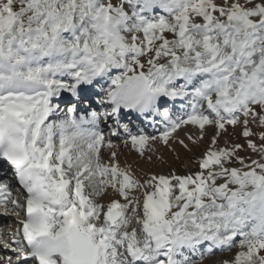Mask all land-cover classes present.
Wrapping results in <instances>:
<instances>
[{
	"label": "snow or ice",
	"instance_id": "1",
	"mask_svg": "<svg viewBox=\"0 0 264 264\" xmlns=\"http://www.w3.org/2000/svg\"><path fill=\"white\" fill-rule=\"evenodd\" d=\"M155 9L166 15H146ZM104 82L111 116L165 125L159 137L125 127L140 155L182 126L197 129L193 146L212 128L199 171L141 183L102 163L96 112L48 122L57 98L74 113ZM226 125L242 127L246 146H219ZM0 159L25 193L26 247L13 250L26 264H191L188 253L237 239L232 264H264V0H0ZM108 189L120 199L105 207L93 197ZM10 195L0 187V203Z\"/></svg>",
	"mask_w": 264,
	"mask_h": 264
},
{
	"label": "rangeland",
	"instance_id": "2",
	"mask_svg": "<svg viewBox=\"0 0 264 264\" xmlns=\"http://www.w3.org/2000/svg\"><path fill=\"white\" fill-rule=\"evenodd\" d=\"M115 3V0H113ZM129 14H131V10L129 9ZM150 15V17H158L160 15H166L160 9H155ZM143 62V61H142ZM113 75H119V72H114ZM108 84V85H107ZM110 86V82H104L103 88L104 90ZM98 86H96L97 88ZM99 89V91H98ZM93 89L92 93L90 94H101L100 88ZM103 90V89H102ZM94 95V94H93ZM106 95L104 92L103 96ZM107 96V95H106ZM58 104V103H57ZM173 110L178 111V103L173 108ZM59 111H57L58 113ZM182 116L184 113L181 114ZM138 116L137 113L134 115H129L128 117H135ZM180 116V115H179ZM137 125H135L136 127ZM152 128V127H151ZM150 128V129H151ZM250 128L259 133L260 129L255 125H250ZM227 131L225 133L219 134V146L224 147L227 146L231 148L232 144L239 143L242 145L247 144V141L242 136V127L236 126L233 128L232 126L226 125ZM164 130L158 128L156 131H149L146 132L147 136H156L159 137ZM214 130L210 127H206V133L202 142L198 141L196 146H193L191 142L187 139L189 135H192L195 139L197 137V129L191 125L182 126L176 133L173 134V137L170 138L169 145H164L162 141L159 140H150L148 145L144 149V154L140 155L139 152L133 148L131 145V139L126 142H116L115 140H110L105 142L104 148L101 150L102 156L101 161L105 165H112L117 164L121 170L129 172L136 180H139L141 183L143 181L152 176V175H169L170 173H175L177 175H188L190 173H195L199 171L198 162L201 159L202 155L205 153V150L209 147L211 139L213 138ZM184 140L185 144L188 145V148L192 149L189 151L188 149L184 148L180 145L177 141ZM254 142L257 143L259 147V140L258 137L252 138ZM58 142V137H57ZM111 143L112 147H108V143ZM115 152L116 156L113 160L111 158V153ZM241 155L246 158V162H250L247 160V157H251L253 159H260L258 153H253L251 149H242ZM239 167V165H234ZM136 196H139L142 200V193L137 192L133 193ZM95 198V196L93 197ZM99 198V199H98ZM101 204L104 203L105 207L108 203L111 202L112 199H120L117 194L108 189L105 193H102L97 200H101ZM123 203V200H121ZM12 210V208L10 207ZM21 212V211H20ZM14 214H16L14 212ZM26 215V213H25ZM25 215H18L21 216L20 218H14V220L10 221L11 224L17 225L20 228V222L25 220ZM8 228V226H4ZM138 227V226H137ZM11 230V228H8ZM4 235H9V233H4ZM239 239L236 241V246L231 249H224L218 252L215 251V254H210L207 252V247L203 248L204 245L201 247L203 250L195 253H188L189 259L191 264H224L225 261L228 264H232L236 254L239 251H243L244 249L239 248ZM206 246V245H205ZM264 255V252L261 253Z\"/></svg>",
	"mask_w": 264,
	"mask_h": 264
},
{
	"label": "bare ground",
	"instance_id": "3",
	"mask_svg": "<svg viewBox=\"0 0 264 264\" xmlns=\"http://www.w3.org/2000/svg\"><path fill=\"white\" fill-rule=\"evenodd\" d=\"M108 85V84H107ZM98 87L97 88H95L96 90L98 89V88H100V90H101V93H103L104 94V92L106 93V95H107V89L106 90H104V88H103V90L101 89V87H100V85H97ZM98 91H99V89H98ZM92 93V92H91ZM88 94V93H87ZM102 94V95H103ZM94 95H96V96H100L99 94H94ZM102 95H101V97H102ZM58 102H62L63 103V106H65V104H64V102L63 101H59V100H56V103H58ZM58 104H60V103H58ZM101 103L99 104V105H97V108L98 107H101ZM77 108V111H76V115H74L77 119H79L80 117H88V115H86V113L84 112V110L82 109V107L81 106H77L76 107ZM178 111H176V110H173L172 109V111H173V115H174V117H176V116H181V114L182 113H184L183 112V110L181 109V107H180V103H178ZM59 111V110H58ZM56 113L57 112H55L54 113V115H56ZM59 113V112H58ZM57 113V114H58ZM52 116V115H51ZM112 117H116V116H112ZM137 117H139V116H135V117H127L128 118V122H130V127L132 128V129H135L136 130V128L137 127H135V125H137V126H139L141 129H143L144 131H145V133L146 132H149L150 130L151 131H153V130H157L158 128H160V129H164L165 130V125L163 124V123H159V122H157V123H153L152 125H146V123H145V121H147V119H149V118H153V117H151V116H147V117H145V116H140L139 117V119H137ZM52 118H54V117H52ZM154 119V118H153ZM155 119H159V118H155ZM152 127V128H151ZM151 128V129H150ZM104 148V147H103ZM102 148V149H103ZM8 172V171H7ZM14 173V172H13ZM13 173H11V174H13ZM4 176H6V174L4 175ZM0 180H1V178H0ZM90 190L89 189H86V192H89ZM94 200H96L98 203H101V201H102V199L101 200H97V197H95V198H93ZM99 199V198H98ZM19 200H21V201H23V204H24V209H25V212H26V202H24V198L23 197H19ZM102 204H104V203H102ZM7 211V215H6V217H2V215H0V224L2 225V226H8V228H11V230H13V229H15V228H18V226L17 225H14V224H11V222L10 221H12V220H14V215H13V212H12V210L10 209V207H7V209H6ZM23 209H18V212H20V211H22ZM27 213V212H26ZM9 233V235L12 233V232H8ZM6 236H8V235H4V234H0V238H6ZM202 247V246H201ZM207 247V245L205 246L204 245V247L203 248H206ZM203 248H200L197 252H199V251H201V250H203ZM222 250H224V249H220L219 251H222ZM216 252H218V249H216L215 250ZM7 253H6V250L5 249H2V247H0V264H6V260H7V257L5 256ZM12 258V257H11Z\"/></svg>",
	"mask_w": 264,
	"mask_h": 264
}]
</instances>
